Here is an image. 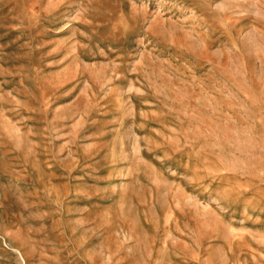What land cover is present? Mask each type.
<instances>
[{
  "label": "rangeland",
  "instance_id": "374dc122",
  "mask_svg": "<svg viewBox=\"0 0 264 264\" xmlns=\"http://www.w3.org/2000/svg\"><path fill=\"white\" fill-rule=\"evenodd\" d=\"M0 264H264V0H0Z\"/></svg>",
  "mask_w": 264,
  "mask_h": 264
}]
</instances>
